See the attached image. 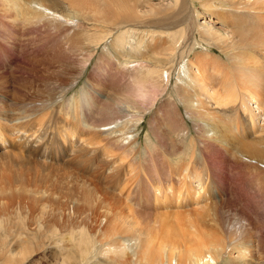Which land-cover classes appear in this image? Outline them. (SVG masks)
<instances>
[{"label":"bare ground","instance_id":"1","mask_svg":"<svg viewBox=\"0 0 264 264\" xmlns=\"http://www.w3.org/2000/svg\"><path fill=\"white\" fill-rule=\"evenodd\" d=\"M172 1L151 7L142 29L134 21L146 0H0V264L48 248L54 264H264V225L229 198L220 164L237 170L234 199L253 195L264 216V2L199 0L228 20L224 35L198 24L196 0ZM197 47L201 57L187 60ZM213 50L221 55L206 57ZM148 114L151 132L167 122L161 140L180 147L154 162L159 189L150 186L146 204L175 187L177 201L195 204L166 214L179 243L136 230L146 217L107 189L139 164L152 179L149 152L138 157ZM90 154L105 189L65 166L80 169ZM194 192L198 202L187 201Z\"/></svg>","mask_w":264,"mask_h":264},{"label":"rangeland","instance_id":"2","mask_svg":"<svg viewBox=\"0 0 264 264\" xmlns=\"http://www.w3.org/2000/svg\"><path fill=\"white\" fill-rule=\"evenodd\" d=\"M69 1H71V0H58V2H62L63 4H66ZM196 1L197 2L194 5L193 9L196 12V15H197L196 21L198 22L199 25H201L202 27L208 26L209 28H213L217 32L224 34V35L230 33V28L226 24V21H228V20L223 19L222 13L218 8H205L204 7L205 5H202L201 1H199V0H196ZM262 1L264 2V0H262ZM159 4H162V6H165V7H163V9H165L168 7H172L174 2L172 0H150L149 3H147V0H146L145 4H142L138 9L139 13L141 14V17H139L140 19L134 21V23H137L136 25H138L139 28L146 29V28H144L145 24L147 22L146 18L153 15L150 13L151 12L150 8L151 7L156 8ZM0 49H2V45H0ZM202 50L203 49L201 47H197L192 53H190V55H188L189 57L187 58V60H189L190 58L192 59L193 57H195V55H197L198 57H201L200 52ZM210 55L211 56H209V54H206V57H208L209 59L216 58L217 56H220L221 53H219L217 50H213V52L210 53ZM203 64H205V63H202L201 66H203ZM212 67H213V65L211 64V68ZM94 68L95 69L97 68L96 63H94ZM0 69H2V68L0 67ZM15 69L16 68L13 65V66H9L6 70L8 73V82H9L10 87H13V85H14L13 82L15 80L13 81L14 76L12 77V75H13ZM0 73H2V72H0ZM174 78L175 77H173V80H174ZM85 83H86V79H84L83 81H79L78 86L75 89V92H71L70 95H72L74 93H80V90L84 87ZM101 88L104 91L103 85L101 86ZM173 96H174V99H177V97L175 95H173ZM182 110H183V115H184L185 111H184L183 107H182ZM156 113L157 112L155 111V116L157 118L158 114H156ZM112 114L113 113L110 112L111 117H112ZM152 117H153V114H148L146 116V119L144 120V128L142 131H140L142 151L140 152L141 154L139 153V156H138L139 158L141 156L145 158L146 155H144V152H146V151L149 152V156L147 157V171L150 173L149 168H151L152 179L146 177L144 164L141 167H139V165H140L139 164V165L135 166L136 173H133L132 175H128L126 172V169H125V171L123 170L119 174V178L117 180H114V177L110 180L109 187H108V185H106L105 181H103V180H105V177H107V175H103L102 170H98V169H101L100 164L98 165V163H100L98 157H96V156L94 157L91 154L88 156V158H89L88 161H86L85 164L82 165L83 167L81 166L80 169H79L80 166H74V165H65V166L66 167L68 166L69 167V168L67 167L68 169L72 170L74 173L78 174L79 176H81L83 178L90 179L94 183L102 186L104 189L108 187L107 189L110 190L111 193H114V192L120 193L123 196L124 201L129 206H132L133 209H136L139 213H141L143 215V217H146V218H142L140 220L134 221L136 223V226H137L136 230L141 231V232H145V233L151 235V237L156 238L160 242L165 241L167 239H170L174 243H179V241H180L179 233L176 234V236H178V238L174 237L176 239H172L170 237L172 235L169 234V232L175 230L177 227L176 217L175 216H168L166 214L181 212V211H184L185 209L187 210V208L193 209V207H195V204H193L191 207H186L185 205L181 204V202H180L181 198L179 201H177L176 199L179 198V194H178L179 188H176V187L172 191L165 192L164 195H161V196L157 195L158 197L154 198V200H152L150 204H146V198H147V195L149 193L150 186H156L155 191L157 193H158V189H159L158 185H159V180H160V176H159L160 173H159V171H157L154 168V165H153L154 162H155L156 166L162 164L163 161H167L166 157L163 155L164 153L170 154L172 152L171 150H173L172 148L180 147V145H176L175 143H172L169 140V137L167 140V138H165L163 136V139H162L163 141L161 140L162 136H159V135H161V134L165 135L166 131H167L166 134L169 135L168 128H167V126L169 124L167 122L166 123H165V121H164V123H163V121L159 122L161 125L159 124L158 125L159 128L158 127L156 128L157 132H155V133L151 132L150 126L148 123H149L150 119H152ZM164 125H165V127H164ZM52 127L55 131H57V129L60 127V125L57 123L56 120H54ZM148 135L150 136L151 142L153 144L151 147L152 150L146 149V137ZM161 144H162V146H165V147L160 146ZM163 144H165V145H163ZM12 145H13V143H12ZM159 148H161L162 150H160ZM165 149H166V151H165ZM209 156L207 159L210 160L212 158V155H211V157H209ZM68 159H66V160H68ZM121 159H122V157L119 158V160H121ZM223 159L227 160V158H223ZM230 159L231 158H229V160ZM220 164L223 165L222 167H224V169L222 170L223 172H222L221 176H222V180L225 181V184H226L228 191L230 190L229 191V198L236 201L235 203H237L239 205L238 207L241 208V210H243L246 213L247 217L255 225H258V226L264 225V223L262 222V221H264V218H262L264 216L261 213V211L259 210L258 202L256 200H254V198H252L253 195H251L249 199H246L247 202H238L237 200L234 199V196L231 195V193H233V187L231 185H233V182L237 178V176L235 175L237 170L234 168V165L231 166V164L228 162H226L224 164H222V163H220ZM232 164H233V162H232ZM99 166H100V168H99ZM112 167H114V166H112ZM94 168L97 170H95ZM132 169L133 168H131V170ZM201 170H203V172H204L205 171L204 167H201ZM224 171L226 173H224ZM232 171H234V172H232ZM224 174H225V176H224ZM229 175L232 176L233 180L229 179L231 177ZM154 176H155L156 183L154 182V179H153ZM143 177L147 178V180L144 183H141V185L137 186L136 188H133V186H131L129 188V186H127L125 184V180L128 178H133L134 180H138V179L143 178ZM230 181H233V182H230ZM101 182H103V183H101ZM162 182L164 183L163 179H162ZM230 186L232 187V189ZM108 190H106V191H108ZM197 191L198 190H196V192ZM196 192L191 193V197L187 201H189L191 198H193L196 202H198V200H196V197H197ZM160 214H161V216L154 218ZM147 215H149V216H147ZM163 215H166V216H163ZM250 217H252V218H250ZM76 225L78 227L81 226L80 224H76ZM106 225H109V222H107ZM261 235L262 234H257V237H255V238L260 239L262 237ZM263 236H264V234H263ZM255 238H253V239H255ZM113 240H116L117 243H120V244H123V243H121L123 241L124 242L127 241L126 236H124V238L121 237V239H117V238L115 239L114 238ZM175 249H177V247ZM52 251L55 252L54 249L48 248L47 251H45L43 253L40 252L38 255H36V257L34 259H30L26 264H34V263L35 264H54V261L51 259L50 254H49ZM46 254H47V256H46ZM115 264H121V262L115 261Z\"/></svg>","mask_w":264,"mask_h":264}]
</instances>
